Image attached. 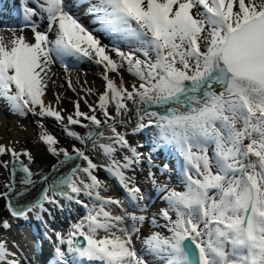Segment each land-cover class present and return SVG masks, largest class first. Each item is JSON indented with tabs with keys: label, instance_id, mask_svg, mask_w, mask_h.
<instances>
[{
	"label": "snow or ice",
	"instance_id": "snow-or-ice-1",
	"mask_svg": "<svg viewBox=\"0 0 264 264\" xmlns=\"http://www.w3.org/2000/svg\"><path fill=\"white\" fill-rule=\"evenodd\" d=\"M35 3L37 8H24L25 24L19 29L30 28L32 39L0 38V99L20 116L31 112L63 123V110L43 99L53 64L58 62L67 72L68 58L92 60L103 66L105 85L96 106L88 105L92 115L80 111L76 102L74 114L66 117L68 125L88 128L80 135L65 126L67 135L84 149L58 148V140L37 121L39 139L48 151L63 155L54 171L78 160L86 166L76 163L66 174L34 180L38 174L30 168L31 153L0 145V156L12 157L11 181L0 193L8 199L12 217L27 219L33 213L43 219L46 203L59 206L57 196L85 209L68 237L56 234V264H264V0ZM74 9L89 16L92 26ZM36 16L46 19L45 29L40 30ZM101 35L109 37L110 44L102 43ZM123 71L135 78L130 86ZM133 111V133L155 129L158 140L183 161V190L157 185L166 207L150 218L143 192L126 174L141 163L142 153L118 131V126H127ZM89 147L107 163H94L86 154ZM124 150L130 155L117 159ZM8 163L0 160V167L7 169ZM101 167L124 187L133 211L101 194L106 191L96 175ZM165 170L167 165L162 173ZM17 172L24 174L21 184L29 188L46 184L34 202H12ZM23 194L17 192V197ZM81 194L87 202L79 199ZM113 205L120 214H113ZM146 225L151 226L147 235L142 232ZM0 228L7 230L10 224L0 221ZM65 244L67 252L61 247ZM0 264H20L3 240Z\"/></svg>",
	"mask_w": 264,
	"mask_h": 264
},
{
	"label": "bare ground",
	"instance_id": "bare-ground-1",
	"mask_svg": "<svg viewBox=\"0 0 264 264\" xmlns=\"http://www.w3.org/2000/svg\"><path fill=\"white\" fill-rule=\"evenodd\" d=\"M74 10L77 11L76 9H74ZM37 11H38V9H37ZM77 14L79 15V13H77ZM35 18H37L40 22V30H43L47 27L46 19L41 20V18L39 16H36ZM85 25L89 26L88 23H86ZM6 35H10V34L4 33L3 30L0 29V38H3V40L5 42H9L11 40V37L6 36ZM23 35H25L29 40H31L33 37V34L31 31H27ZM103 43L108 44L106 42H103ZM113 56H114V54H113ZM69 59L74 60L76 62L91 63L92 65L97 67L102 73H104L103 66L99 65L95 62H92V60H89L87 58H82L79 61L75 60L74 58H69ZM68 73H71V71H68ZM109 75L114 76L115 74L109 73ZM52 76L60 77V73L52 70ZM123 77H124V80L126 81L127 86H130L131 83H133L135 80V78L132 77L131 74L128 73L127 71H123ZM72 79H73V77H71V79L67 78L66 82L69 84V81L71 82ZM117 82H119V81L117 80ZM51 83L52 82L49 81L48 88H47L46 94L43 97V99H44V102L46 105L50 104V105H52V107L55 108V106H54L55 100L50 96L51 91L52 90L54 91ZM103 91H104L103 89L101 92L95 91L94 94L96 95V98L93 101H92L91 96H86L82 100H79L80 107L83 109L82 111L92 115L93 113L90 112L88 105H92L93 107H95L96 103L98 101L99 94L102 93ZM47 94H48V96H47ZM85 100H87V104H85ZM60 108H62V107H60V106L58 107V105H57L56 110L60 111L59 110ZM111 110H112V114L114 115L115 114L114 109H111ZM63 112H66V111L65 110L61 111V115L65 117ZM98 112H99V110H97L96 113H98ZM27 114H28V118H25L24 116L18 115L17 113L13 112L10 109V107L8 106V103L5 100L0 99V145L13 147L18 152L21 148L20 145L25 146L26 149H29L31 151V155H32L33 159H35V160L42 159L45 163H47L46 171L36 175L34 180H39L40 175H47L49 177V179H51L53 176H60V175L66 174L71 170V168L76 163L81 164L82 166H86L85 161L78 160V161H73V162H70L68 164H65L63 167H59V171H54V166L58 167L60 165V161L63 160V155L61 154L58 157V156H56V155H54L48 151V145L44 144L39 139L41 129L38 126L37 121L42 122V119L38 116L33 115L31 112H28ZM47 118L53 120V118H51V117H47ZM135 124H136V115H135V112L133 111L132 113H130V122L127 123L126 127H119L118 126V131H120L122 133H126V135L130 134V135L134 136L136 134V132L134 134L132 129L135 126ZM44 126L48 130V132L56 134L54 128L49 127L46 124H44ZM64 126H66V124ZM87 131H88V128H85L82 135H85L87 133ZM106 134H110V133H106ZM147 140L160 142L158 140L157 133L156 132L153 133V131L150 132V135H149ZM75 143L79 144L77 148H80V147H81V149L85 148V145H82L76 139H75ZM159 145H162V143L161 144L159 143ZM163 146H164V148H170V147L165 146L164 144H163ZM72 148L73 147L70 146L68 151L71 152ZM170 149H172V148H170ZM87 151H89L91 153V155ZM86 152L93 159L94 163H96L98 165H104L107 163L106 158L99 151H93L89 147L86 150ZM119 153L120 152H118L116 154V158L122 159V158L118 157ZM139 171L135 169L134 171H129L126 174L134 177L135 184L138 187H140L141 191L143 192V194L146 198L145 201H153L155 198L159 197V194L157 191V185H159L158 184L159 179H157L155 177L154 178L151 177L153 174L152 168H149L148 172H145V173L144 172L141 173L142 171L140 168H139ZM100 173H103L102 176H100ZM150 173H151V175H150ZM96 175L98 176V178L100 180L104 181L106 184V191H102L101 194L103 196H106V197L112 196V197L120 200L119 199L120 193L118 192L117 188H115V185L113 184V179L110 178L109 173L104 169V167H101L96 172ZM23 176H24V174L22 172H17L16 176H15V189H16V191L10 193V197L14 198L12 200V202L14 204H28L30 202H34L35 200H37L39 198L44 187H46V184L36 183L34 186H31L29 188V186H25V185L21 184V180L23 179ZM154 180H155V183H154ZM161 185H163V181H161ZM25 188H28V190L24 191ZM21 191H23L24 194L17 197V192H21ZM124 193H126V196L128 195L125 189H124ZM49 195H51V193H49ZM56 199L59 201V206L54 207L51 204L50 205L47 203L45 204V207H49V208H48V212H45L42 214L43 219H38L35 214L30 213L28 215L27 219L24 218V220H41L42 222L48 223V224H53V223L59 224L61 221H63L62 220L63 217L67 218V217H71L72 215H75L74 218L70 219V223L66 229L67 232L65 231L68 234L70 229H71V225L76 223L81 217H83V215L79 214V211H80L79 205H76L74 203V200L69 201V200L63 199L59 196H57ZM79 199L87 202L89 198L87 196H84L83 194H81ZM145 201H143V202H145ZM159 201H161L159 203H161L162 205L155 204V205H153V207L150 210H148V213H146V215H148L149 218L151 217L152 214L157 213L159 209L166 207V204L164 201H162L161 199ZM112 207L115 208L116 206L113 205ZM114 210H115L114 215H118L117 209H114ZM19 222H20L19 218L11 217V219L9 221L10 227H12L15 224H18ZM13 231H14V229L3 230L2 228H0V240H3L6 242L7 247L9 248L10 251L15 252V253L17 252L16 249L13 247V245H14L16 247H21L19 252L27 255L29 253V251H28V247H26L24 245L25 242H21L20 246L15 245L14 240L11 238V236H9V234ZM137 247H140L139 242H137ZM67 248H68V246L65 244V249H64L65 252H67Z\"/></svg>",
	"mask_w": 264,
	"mask_h": 264
},
{
	"label": "rangeland",
	"instance_id": "rangeland-1",
	"mask_svg": "<svg viewBox=\"0 0 264 264\" xmlns=\"http://www.w3.org/2000/svg\"><path fill=\"white\" fill-rule=\"evenodd\" d=\"M87 65L84 64L83 65L84 67L70 70L74 73L71 76L73 75L77 76V78L72 80L73 84H71V87L69 86V84H66L62 74L60 75V77L57 76L51 77L52 79L50 81L52 82L51 84L53 86L54 91L53 90L51 91L50 96L55 100L54 101L55 109L58 105V107L59 106L62 107L59 110L66 111L63 112V114L65 115V120L63 121V123H61L56 121L54 118L53 120H51L47 117H44L42 118V122L48 125L49 127L54 128L56 134L55 133L53 134L51 132L49 133L52 134L58 140L59 142L57 145L58 148L62 147L69 150L70 146L78 147L79 144L75 143V139L67 135L64 125L66 124L68 128L79 133L80 135L83 133L85 127H81L80 125H68L66 117L74 114L76 102H79V100H82L86 96H91L93 101L96 98V95L94 94L95 91L101 92L102 89L104 90L105 81L103 79L102 74L97 70V68L96 70H94L93 67H89ZM55 70H58L59 72L60 68L59 69L57 68ZM57 96H59L58 101H57ZM82 110L83 109L80 107V111ZM95 114L97 115L98 118L103 119L100 112ZM81 120L83 124H90V121H84L82 118ZM127 139L129 143L132 145V147L136 148L137 152L142 153L141 157H143L144 153H146L142 147V144H144L143 140H141V138L138 136L133 138L127 137ZM20 147H21L20 151L27 150L28 152H31L29 149H26L25 146L20 145ZM87 152L91 155L89 151ZM126 154L130 155V153L124 150L119 154V156H121L122 158V156ZM10 159L12 160V157L7 153L0 157V160L9 163L11 162ZM21 159L24 160L25 164L28 163L27 157H21ZM9 163L7 169H5L4 167H0V193L6 191L5 184L11 181V173H10L11 165ZM30 168L36 174L43 173L47 169V163H45L42 159H38V160L33 159L32 163L30 164ZM122 206L124 209H126L124 205ZM117 213L120 214L119 211ZM10 216L11 215L7 208L6 199L4 197H0V221L7 220ZM150 229L151 228H148L142 232H144V234L147 235L149 234Z\"/></svg>",
	"mask_w": 264,
	"mask_h": 264
}]
</instances>
